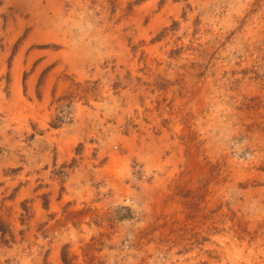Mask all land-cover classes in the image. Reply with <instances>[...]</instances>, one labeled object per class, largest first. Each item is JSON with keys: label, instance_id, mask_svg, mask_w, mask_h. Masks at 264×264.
<instances>
[{"label": "rangeland", "instance_id": "1", "mask_svg": "<svg viewBox=\"0 0 264 264\" xmlns=\"http://www.w3.org/2000/svg\"><path fill=\"white\" fill-rule=\"evenodd\" d=\"M0 264H264V0H0Z\"/></svg>", "mask_w": 264, "mask_h": 264}, {"label": "trees", "instance_id": "2", "mask_svg": "<svg viewBox=\"0 0 264 264\" xmlns=\"http://www.w3.org/2000/svg\"><path fill=\"white\" fill-rule=\"evenodd\" d=\"M2 228V227H1ZM3 230V229H2ZM3 232H4V230H3Z\"/></svg>", "mask_w": 264, "mask_h": 264}]
</instances>
